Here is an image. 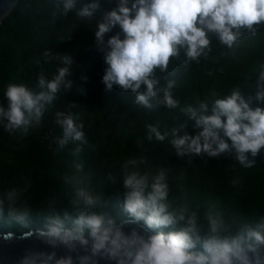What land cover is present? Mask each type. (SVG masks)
I'll return each mask as SVG.
<instances>
[{
	"label": "trees",
	"instance_id": "1",
	"mask_svg": "<svg viewBox=\"0 0 264 264\" xmlns=\"http://www.w3.org/2000/svg\"><path fill=\"white\" fill-rule=\"evenodd\" d=\"M91 2L76 0L75 9L65 16L61 0H19L0 24V106L7 108L4 91L8 83H25L39 91L38 76L51 78L62 66L55 57L66 54L74 62L67 78L72 87L61 88L39 126L22 135L9 134L0 124V233L41 230L57 217L66 228H74L73 221L81 212L102 214L114 224L133 219L124 211V165L129 159L137 161L128 166L129 172H147L151 177L158 170L165 171L170 210L195 211L202 237L209 232V213L222 214L229 225L222 235H234L244 226L255 227L264 219V149L251 168L242 167L234 153L193 156L189 163V157L175 155L170 139L171 129L185 120L188 126L179 134L198 131L193 127L195 120L181 109L197 108L199 102L207 101L210 113L212 103L233 90L251 98L254 107H264L255 100L257 80L264 71V23L254 25L255 31L242 29L231 49L209 33L210 50H205L198 63L189 61L181 50L179 56L170 58L166 72L156 69L160 86L174 81L172 92L179 107L146 108L135 103L131 91L116 85L108 91L102 83L108 49L97 47L95 31L120 0H98L100 7L92 17H78L77 11ZM117 33L123 39L117 26L105 35V41ZM45 51L51 57L45 58ZM57 111L79 115L87 143L70 141L59 146L63 133L56 123ZM148 124L158 126L162 134L167 132L165 140L157 141L154 134L148 139ZM78 190L94 196L97 205L86 208ZM10 211L25 214L26 226L13 220ZM149 231L153 235L157 230Z\"/></svg>",
	"mask_w": 264,
	"mask_h": 264
},
{
	"label": "clouds",
	"instance_id": "2",
	"mask_svg": "<svg viewBox=\"0 0 264 264\" xmlns=\"http://www.w3.org/2000/svg\"><path fill=\"white\" fill-rule=\"evenodd\" d=\"M76 0H61L62 15L75 9ZM98 0L77 11L81 18L92 17L99 9ZM264 23V0H120L116 8L105 13L95 31L96 45L103 51L107 65L102 83L110 91L116 85L122 91L135 94V103L146 108L163 105L175 110L179 100L172 89L175 83L168 80L160 86L156 69L166 72L170 58L183 50L189 61L199 62L205 50H210L209 33L218 37L219 43L228 49L234 47L241 30L255 31L254 25ZM119 26L123 33L113 35L105 41V35ZM51 57L49 51L43 53ZM62 65L51 78L38 76L39 91L25 83L10 82L4 97L7 108L0 106V124L9 134L27 135L30 128L41 124L45 112L61 88L72 87L73 59L69 55L55 57ZM87 81V77H82ZM83 93V89H80ZM162 94V95H161ZM255 100L264 103V71L257 80ZM155 102V105L154 103ZM195 120V135L179 134L188 126V121L171 129L170 145L177 157H218L234 153L235 159L244 168L255 165V157L264 149V107L253 106L239 90H233L223 98L216 99L211 106L202 101L197 108L181 109ZM199 113V114H198ZM56 123L62 129L58 143L61 148L70 141L87 143L85 125L79 115L72 112H56ZM152 139L164 141L168 133H161L158 126L147 125ZM80 148H76L79 152ZM249 156L253 159H249ZM137 161L129 159L125 165L123 185L126 189L124 211L135 221H143L149 229L157 230L145 238L135 230L126 235L111 219L96 212H81L73 221L74 228H66L57 217L51 219L39 236L55 245L57 242L72 248L75 241L88 245L84 231L91 238L93 255L106 254L117 264H264L260 248L264 246V219L255 227L244 226L234 235H222L229 231L220 213L206 216L209 232L201 236L195 211L187 208L170 210V186L164 170L149 173L127 171ZM77 195L86 208H94L98 201L84 190ZM11 198V197H10ZM17 223L25 224V214L9 213ZM181 225L180 227H176ZM163 229H169L165 232ZM54 254L47 257L53 258ZM82 262L88 257L81 258ZM56 264H72V258H60Z\"/></svg>",
	"mask_w": 264,
	"mask_h": 264
},
{
	"label": "water",
	"instance_id": "3",
	"mask_svg": "<svg viewBox=\"0 0 264 264\" xmlns=\"http://www.w3.org/2000/svg\"><path fill=\"white\" fill-rule=\"evenodd\" d=\"M19 0H0V24L16 7ZM107 222V221H106ZM120 227L126 235L133 230L145 238L152 235L146 225L134 219L122 220L115 224ZM89 240L88 245H81L79 241L74 246H68L57 242L55 245L47 242L39 236V230H31L23 234L13 231L0 233V264H56L60 258H72V264H117V261L110 259L106 254L93 255L91 252V238L84 233ZM54 254L51 260L47 257ZM261 256H264V246L260 248ZM83 257L88 260L83 261Z\"/></svg>",
	"mask_w": 264,
	"mask_h": 264
}]
</instances>
